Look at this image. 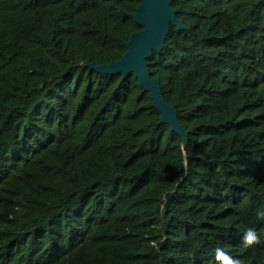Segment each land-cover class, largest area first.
Returning a JSON list of instances; mask_svg holds the SVG:
<instances>
[{
	"label": "trees",
	"instance_id": "obj_1",
	"mask_svg": "<svg viewBox=\"0 0 264 264\" xmlns=\"http://www.w3.org/2000/svg\"><path fill=\"white\" fill-rule=\"evenodd\" d=\"M139 0H0V264H264V0H173L131 74ZM249 227L262 243L242 246Z\"/></svg>",
	"mask_w": 264,
	"mask_h": 264
},
{
	"label": "water",
	"instance_id": "obj_2",
	"mask_svg": "<svg viewBox=\"0 0 264 264\" xmlns=\"http://www.w3.org/2000/svg\"><path fill=\"white\" fill-rule=\"evenodd\" d=\"M173 0H139L140 4L134 14V21L142 28L131 35L125 43L126 52L120 60L108 65L92 67L96 72L106 75H122L123 79L131 74L138 79L144 92H149L153 108L160 114L161 121L187 141L177 120L176 109L163 98L160 84L151 79L147 60L152 53H159L164 48V40L172 25L180 31L185 27L171 8Z\"/></svg>",
	"mask_w": 264,
	"mask_h": 264
},
{
	"label": "clouds",
	"instance_id": "obj_3",
	"mask_svg": "<svg viewBox=\"0 0 264 264\" xmlns=\"http://www.w3.org/2000/svg\"><path fill=\"white\" fill-rule=\"evenodd\" d=\"M258 215L264 217V212H260ZM241 243L243 247L251 248L255 245H260L262 239L255 228L249 227L245 230ZM214 254L217 261H223V264H240V261L232 258L223 247L215 248Z\"/></svg>",
	"mask_w": 264,
	"mask_h": 264
}]
</instances>
